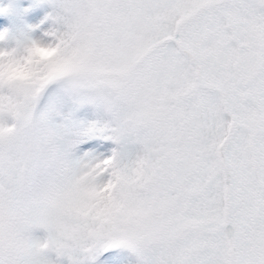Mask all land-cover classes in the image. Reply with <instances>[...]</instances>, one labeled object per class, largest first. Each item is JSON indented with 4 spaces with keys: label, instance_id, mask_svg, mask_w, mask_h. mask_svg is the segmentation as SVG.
<instances>
[{
    "label": "snow or ice",
    "instance_id": "6c2138e0",
    "mask_svg": "<svg viewBox=\"0 0 264 264\" xmlns=\"http://www.w3.org/2000/svg\"><path fill=\"white\" fill-rule=\"evenodd\" d=\"M0 264H264V0L0 5Z\"/></svg>",
    "mask_w": 264,
    "mask_h": 264
},
{
    "label": "rangeland",
    "instance_id": "374dc122",
    "mask_svg": "<svg viewBox=\"0 0 264 264\" xmlns=\"http://www.w3.org/2000/svg\"><path fill=\"white\" fill-rule=\"evenodd\" d=\"M7 2H11V0H0V5L7 3Z\"/></svg>",
    "mask_w": 264,
    "mask_h": 264
}]
</instances>
